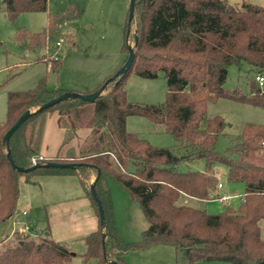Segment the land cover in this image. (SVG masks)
Listing matches in <instances>:
<instances>
[{"label": "trees", "instance_id": "trees-1", "mask_svg": "<svg viewBox=\"0 0 264 264\" xmlns=\"http://www.w3.org/2000/svg\"><path fill=\"white\" fill-rule=\"evenodd\" d=\"M4 3L11 20L23 12L48 9V0ZM50 19L47 29L39 33L20 30L16 40L27 47L46 43L55 26L54 18ZM126 27L124 62L130 36L134 61L127 72L111 80L113 73L96 86L94 91L105 88L92 103V129L81 155L39 159L36 149L42 113L57 109L62 118L78 115L81 106L88 104L81 99L64 100L34 113L9 140L5 139L26 110L76 91L49 88L46 77H42L32 89L7 94L6 120L0 122V223L17 213L21 178L35 183L41 176L75 175L100 220L94 187L105 220L104 228L100 223L96 231L84 237L86 251L78 264L90 260L112 264L108 259L126 264L130 251L158 245L174 247L178 264H264V125L245 124L239 135L230 138L223 153L217 149V142L227 122L221 115L206 116L208 104L221 98L264 107V89L256 76L249 79L246 91L225 85L231 65L246 66L256 75L264 72V6L253 2L237 5L228 0H135V15L131 21L128 15ZM47 63L51 71L60 73L59 59ZM131 72L146 78L163 74L167 83L165 105L130 101L125 84ZM131 115L163 126L177 144L156 146L129 131L127 119ZM9 153L25 169L34 164L33 158L37 163L59 161L75 163L76 167L40 166L19 171ZM197 159L205 160V170L182 169V164ZM217 163L228 167L231 182L245 184L241 204H230L225 211L213 214L180 203L183 195L202 200L218 196ZM110 181L123 187L141 206L149 226L139 241L127 242L119 231ZM6 238L10 239L0 241V264H73L75 254L50 235L35 238L15 230Z\"/></svg>", "mask_w": 264, "mask_h": 264}, {"label": "rangeland", "instance_id": "rangeland-1", "mask_svg": "<svg viewBox=\"0 0 264 264\" xmlns=\"http://www.w3.org/2000/svg\"><path fill=\"white\" fill-rule=\"evenodd\" d=\"M228 1L237 5L243 2H253L264 6V0ZM129 5L130 0H48L47 11L23 12L16 19L11 20L5 11L4 0H0V122L6 120L7 94L11 91L32 89L42 77H46L49 88L56 87L63 79L74 84L93 86L104 79L105 76L100 78L102 75L117 72L127 56L123 45ZM50 18H54L55 26L46 43L27 47L24 43L16 40L20 30L26 29L31 33H39L47 29ZM133 33H135L134 28ZM60 40H62L61 44L57 45ZM126 45L134 46L132 36ZM55 58L62 61L60 73L51 71L47 65V62ZM255 76L256 72L249 71L246 66L239 68L237 65H231L225 85L231 90L240 88L246 91L249 79ZM125 88L130 101L160 105L166 101L167 83L163 74L157 78H146L131 72L126 79ZM262 88L264 89V85ZM92 108L91 106L85 110L89 112V118H79L75 113L72 118L68 119L72 122L80 120V124L85 126L81 130V137L89 131L88 120L91 122L93 120ZM31 110H35V108ZM58 115L59 110L57 109L47 110L42 113L39 119L47 116L56 118ZM214 115L223 116L227 122L223 134L219 136L217 142V149L223 153L229 146L230 138L239 135L245 124L264 125V107L225 98L208 104L206 116ZM47 126L52 128L48 122ZM127 129L147 138L156 146L169 147L177 144L174 136L165 132L163 126L155 125L143 116H129ZM51 140L50 137L48 141L51 142ZM176 153L178 154V152ZM39 159L48 160L49 158L39 156ZM181 167L183 170H205L206 162L204 159H197L190 163H184ZM214 171L218 181L223 185V187L217 188L218 196L216 198L209 200L192 198L184 203V196H181L180 203L205 209L213 214L225 211L230 204L238 207L242 202L245 184L231 182L228 179V167L222 163L215 164ZM73 178L76 180L79 190L82 191L78 179ZM45 180L47 179H41L40 184L31 185L25 184L24 179L21 178L22 196L32 192V196L35 197L36 193H40L41 188L50 187L48 183H45ZM110 188L114 200L115 215L119 221L118 228L120 227L119 231L123 239L127 242L139 241L143 231L149 226L140 204L134 201L128 192L115 181H110ZM222 196L228 199H222ZM50 206L49 211L52 216L49 218L46 230H43L42 222H37L36 230L39 234L51 231L58 242L66 244L71 252L75 253L72 263H80L81 255L86 251L84 237L97 228L89 230L87 226H84L83 221L82 223H72L80 217V212L83 210L77 199L60 204L51 203ZM17 211L12 219L0 223V241L7 239V236H12L15 230H24L30 236L35 234L32 229L26 230L25 228L26 225L36 227L34 219L38 218L19 215V204ZM85 222L87 223V221ZM262 226V235L264 236V222ZM88 264H96V261L90 260ZM126 264L178 263L174 247L158 245L144 250L130 251L126 257ZM199 264L232 263L202 261Z\"/></svg>", "mask_w": 264, "mask_h": 264}, {"label": "crops", "instance_id": "crops-1", "mask_svg": "<svg viewBox=\"0 0 264 264\" xmlns=\"http://www.w3.org/2000/svg\"><path fill=\"white\" fill-rule=\"evenodd\" d=\"M60 62L62 63L61 60ZM61 71H62V67H61ZM111 74L112 73H106L102 75L100 78L105 76L104 77L105 79L107 76ZM100 82L101 81H99L97 84L93 86L92 85L83 86L80 84L71 83L70 81L63 79L62 81H59V84H57V86L63 87L69 90H74L76 92L89 93V92H93L96 86ZM87 103H88L87 105L83 107L81 106L80 108L81 111H79L80 113L78 112L79 118H82V117L89 118V112L85 110L91 107L93 102H87ZM70 118L72 117L65 116L64 118H61L60 115H58L56 118H54L53 116L48 118L47 116L39 120V126H38L39 128H38L37 137H36V149H37L39 156L48 157L49 159H53L56 157L64 158V157H72V156L81 155L82 146L85 143L89 135L88 134L89 131L91 132L92 122L91 120H88L89 131L86 133L85 136L81 137L80 136L81 130L85 126L80 124L81 122L80 120L78 122H75V121L72 122V120L69 121L68 119ZM48 119L50 120L48 121ZM53 121H54V124H53ZM47 122H48V125H50L52 128L47 126ZM50 137L52 138L51 142L48 141ZM78 140H80L81 142ZM75 143H78V144H75ZM73 177H76L78 179V177L75 175H51V176L38 177L35 183H29L24 180L25 184L37 185V184H40L41 179H47L45 180V183H48L49 184L48 186H50L48 188L46 187V189L41 188L40 193H36L35 195L36 198L32 196V192H29L28 194H26V196L23 197L22 192L20 191L19 215L20 214L21 216L29 215V217L32 216V217L38 218V219H34L36 227L30 226V228L35 233H37L39 237L45 234H39V232L36 230L37 222H42L44 226L43 230H46V227L49 222V218H51L52 216V213L49 211L51 208L50 206L51 203L53 204L54 203L60 204L62 202L66 203V202H71L73 199H77L79 201L80 207H82L83 210L80 212V217L72 221V223L73 222L82 223L83 221L84 226H87L89 230H94L95 228L97 229L99 228L100 220L98 216L95 214V211L92 207L90 200L85 196L84 189L82 188L79 179L78 181L80 183L82 191L79 190L78 188L79 186L77 185V182L76 180H74ZM21 189H22V186L20 182V190ZM183 196H184V201H185L184 203H187L188 200L193 198L187 195H183ZM223 197L224 196H222V199ZM224 199L226 200L228 198H224ZM85 221H87V223ZM117 224L119 225L118 219H117ZM26 226H29V225H26ZM49 235L52 239L57 241L53 237L51 231L49 232Z\"/></svg>", "mask_w": 264, "mask_h": 264}, {"label": "water", "instance_id": "water-1", "mask_svg": "<svg viewBox=\"0 0 264 264\" xmlns=\"http://www.w3.org/2000/svg\"><path fill=\"white\" fill-rule=\"evenodd\" d=\"M135 15V0H130V5H129V20L131 21L134 18ZM136 42H137V37H136ZM129 48V54L128 57L126 59V61L123 63V65L117 70V72L114 73V75L111 77V80L117 78L118 75L125 73L129 70V68L131 67L134 58H135V52L133 47L128 46ZM105 88V85L97 91H93V92H89V93H81V92H65L61 95H59L56 98H53L47 102H45L44 104H42L41 106H39L38 108H36L35 110H31L28 109L26 110L21 116L20 118L16 121V123L14 125L11 126V128L6 132L5 134V139L9 140L11 135L21 126L22 123H24L29 117H31L34 113L37 112H41L44 111L52 106H54L55 104L64 101V100H68V99H81L83 101L86 102H94L95 99L101 95V93L103 92ZM162 106L165 105V103L161 104ZM8 157L13 165L14 168H16L19 171H28V170H33L37 167L40 166H45V167H57V168H75L76 165L75 163H66V162H59V161H48L45 163H35L33 164L31 167L25 169L21 166H18L15 161L13 160L11 154H8ZM92 192H93V196L95 197V199L97 200V202L99 203V210H100V223L102 225V227L104 228L105 226V220H104V211L102 206L100 205V201L96 195L95 189L92 186ZM45 235H49V232H46ZM75 254V253H74ZM108 262L112 263V264H120L116 261H112L110 259H108Z\"/></svg>", "mask_w": 264, "mask_h": 264}, {"label": "built area", "instance_id": "built-area-1", "mask_svg": "<svg viewBox=\"0 0 264 264\" xmlns=\"http://www.w3.org/2000/svg\"><path fill=\"white\" fill-rule=\"evenodd\" d=\"M61 42H62V40L58 41V42H57V45H60ZM55 59H57V58H55ZM256 80H257V82L259 83V85H261V86L264 85V75H263L262 73H258V74L256 75ZM33 159H34V164L37 163V158H33ZM219 187H222V184H221V183H219ZM224 198H225V197H223V199H224ZM25 229H26V230H31L30 226H26ZM33 236L36 237V238L39 237V235H38L37 233L33 234Z\"/></svg>", "mask_w": 264, "mask_h": 264}]
</instances>
